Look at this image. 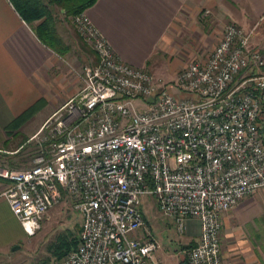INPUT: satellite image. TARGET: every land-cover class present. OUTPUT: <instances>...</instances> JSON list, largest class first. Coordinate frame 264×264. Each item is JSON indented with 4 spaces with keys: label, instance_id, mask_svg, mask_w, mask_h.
<instances>
[{
    "label": "built area",
    "instance_id": "obj_1",
    "mask_svg": "<svg viewBox=\"0 0 264 264\" xmlns=\"http://www.w3.org/2000/svg\"><path fill=\"white\" fill-rule=\"evenodd\" d=\"M73 17L98 59L42 123L30 164H0L13 214L31 236L68 196L80 232L56 264H149L160 245L139 206L152 195L179 233L190 219L200 224L186 264H223L222 215L264 188V53L254 28L227 22L205 60L164 83L121 60L84 12Z\"/></svg>",
    "mask_w": 264,
    "mask_h": 264
},
{
    "label": "crops",
    "instance_id": "obj_2",
    "mask_svg": "<svg viewBox=\"0 0 264 264\" xmlns=\"http://www.w3.org/2000/svg\"><path fill=\"white\" fill-rule=\"evenodd\" d=\"M53 7L60 14L63 9L48 4L63 41ZM84 13L121 60L147 67L156 78V74L173 76L189 59L205 60L227 22L254 28L251 43L264 53V0H96ZM36 27L37 23L21 17L10 0H0V123L4 114L9 115V124L35 108L26 121L35 123L31 138L39 136L35 134L42 123L63 102V55L41 40ZM97 59L94 53L88 64ZM7 185L0 178V264H13L14 244L23 229L3 196ZM221 221L223 264H264V188L225 212ZM199 232V222L188 220L179 233L185 244L182 251L178 247V264ZM151 234L160 246L149 264H173L168 244L161 243L152 228Z\"/></svg>",
    "mask_w": 264,
    "mask_h": 264
},
{
    "label": "rangeland",
    "instance_id": "obj_3",
    "mask_svg": "<svg viewBox=\"0 0 264 264\" xmlns=\"http://www.w3.org/2000/svg\"><path fill=\"white\" fill-rule=\"evenodd\" d=\"M53 13L56 15L55 18L58 20V24L60 23V35H62L65 47L63 54V104L80 88L82 69L92 61L95 52L88 40L78 34L73 16H67L64 13L60 14L59 9L56 7H53ZM191 61L195 60L189 59L186 64ZM177 72L173 76H161L158 74L156 76L161 82L170 83L174 80ZM137 102H140V99H137ZM143 107L141 106L140 109ZM8 116L4 114V122L0 123V164L13 168L26 167L35 155L36 144H39L43 139L44 133H41L36 138H31L34 133L32 128L35 124L32 121L20 126L18 131H13L12 133L14 134H7L8 129L6 125L8 123ZM20 144H22V148L19 146ZM16 148L17 150H15ZM18 149H20L19 152H17ZM139 209L143 217L149 222L150 225L147 224L150 230L152 228L157 239L164 245L168 244V253L174 261L173 264H178L180 261L178 247L180 246L181 250L185 242L181 239V235L176 232V226H174L169 217H165L158 210L155 198L152 195L141 198ZM80 224L81 218L73 209L70 198L64 196L59 204L48 211L40 229L34 235L28 236L21 229L18 241L14 244V255L17 257L14 259L13 264L58 263L66 251L73 248L74 241L78 240ZM181 254V258H183L184 255L183 253Z\"/></svg>",
    "mask_w": 264,
    "mask_h": 264
},
{
    "label": "trees",
    "instance_id": "obj_4",
    "mask_svg": "<svg viewBox=\"0 0 264 264\" xmlns=\"http://www.w3.org/2000/svg\"><path fill=\"white\" fill-rule=\"evenodd\" d=\"M10 1L27 23H37L36 30L41 40L53 50H55L59 55H63L65 52V50H63L64 44L55 30L54 18L50 9L48 8V4L51 3L63 9V13L67 16H74L84 12V10L91 6L96 0H47V2H45V0ZM34 111L35 108H31L21 116L14 118L6 126L8 129L7 134H11L13 131H16L18 128H20V126H22L27 121V119H29L31 113ZM19 146H21V148L23 147L22 144ZM20 149H18L17 152H19ZM15 150H17V148ZM76 243L77 240L74 241L73 247L76 245ZM181 264H186V260H182Z\"/></svg>",
    "mask_w": 264,
    "mask_h": 264
}]
</instances>
